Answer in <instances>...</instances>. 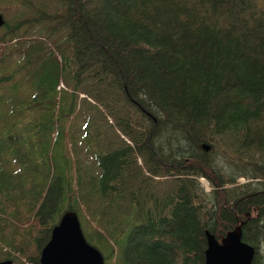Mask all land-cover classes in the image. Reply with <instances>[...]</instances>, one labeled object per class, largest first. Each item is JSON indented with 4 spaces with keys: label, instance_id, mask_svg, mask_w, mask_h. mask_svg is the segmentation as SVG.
Masks as SVG:
<instances>
[{
    "label": "trees",
    "instance_id": "1",
    "mask_svg": "<svg viewBox=\"0 0 264 264\" xmlns=\"http://www.w3.org/2000/svg\"><path fill=\"white\" fill-rule=\"evenodd\" d=\"M0 13V260L38 264L70 208L104 264H204L240 220L264 262V0Z\"/></svg>",
    "mask_w": 264,
    "mask_h": 264
},
{
    "label": "water",
    "instance_id": "2",
    "mask_svg": "<svg viewBox=\"0 0 264 264\" xmlns=\"http://www.w3.org/2000/svg\"><path fill=\"white\" fill-rule=\"evenodd\" d=\"M4 18L0 13V25ZM201 147L208 146L202 143ZM242 220L217 239L213 233L204 232V264H248L253 255V247L241 239ZM10 259L0 260V264H10ZM38 264H104L100 250L88 242L83 235L75 210L67 208L51 226L46 241L40 248ZM259 264H264L263 262Z\"/></svg>",
    "mask_w": 264,
    "mask_h": 264
},
{
    "label": "rangeland",
    "instance_id": "3",
    "mask_svg": "<svg viewBox=\"0 0 264 264\" xmlns=\"http://www.w3.org/2000/svg\"><path fill=\"white\" fill-rule=\"evenodd\" d=\"M262 1L263 0H255V2L256 3H258V4H261L262 3ZM201 179V180H200ZM245 179H244V177H242V176H238L237 178H236V181H244ZM199 181L206 187L205 189H207L208 188V185H207V183H206V180L204 179V178H202V177H199ZM156 183H157V186L159 187V185H160V183H159V179H157L156 180ZM162 188V186H160V189ZM25 264H33V263H30V262H25Z\"/></svg>",
    "mask_w": 264,
    "mask_h": 264
}]
</instances>
